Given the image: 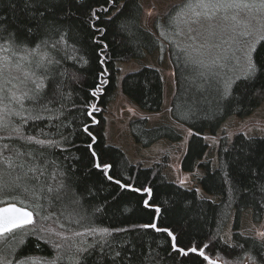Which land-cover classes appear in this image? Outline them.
Returning a JSON list of instances; mask_svg holds the SVG:
<instances>
[{"label":"trees","instance_id":"trees-1","mask_svg":"<svg viewBox=\"0 0 264 264\" xmlns=\"http://www.w3.org/2000/svg\"><path fill=\"white\" fill-rule=\"evenodd\" d=\"M54 2L59 3L60 0H54ZM81 3H90L103 19L105 13L102 9L108 8L107 15L115 17L118 9L126 3V0H115V6L108 3V0H81ZM13 4L15 8L12 7ZM186 4H189V0L172 7L164 19L157 18L154 21L157 33L144 27L142 23L144 7L140 0H135L132 13L122 16L119 20H114L111 24H98V27L108 29L102 37L96 34L104 44L108 45L103 52L105 60L103 66L99 63L100 45L94 44L91 39L87 15L76 12V18L65 19L62 14H59L58 22L70 28L78 37L79 43L68 40L64 45L58 46L55 51L42 50L41 55L61 61L63 65L61 70L66 71V80L69 83L66 99L61 104L49 105L51 111L42 113L45 118L51 115L52 121L42 123L29 120L31 127L23 125L21 117L35 115V112L25 111L34 108V105L27 100L23 108L17 107L21 116L13 117V127L20 128L19 135H33L40 139H61L59 135L51 137L45 135L55 133L54 124L59 123L63 128L64 125L71 123L73 118L77 121L71 125L73 128L82 127L84 123H87L95 137V142L78 132L75 144L92 143L100 162L112 164L113 167L107 174L113 175V180H120L122 184L131 183L133 187H151L152 195L123 189L107 181L102 172L93 169L87 175L85 182L95 187L96 195L94 199L92 197L84 199V207L88 209L90 200L96 205L107 202L106 214L94 223L77 224L68 218V212L64 208L67 201H61L56 198L55 193L46 191L48 185L55 188L50 171L41 178V185L37 186L35 196L17 193L11 198L0 197V200L11 199L19 205L23 202L31 210H33L34 201L38 202L41 210L34 212L36 214L35 224L39 230L43 228L46 231L49 221L58 223L60 227L64 225V229L74 232H83L89 227L130 229L128 232L114 233L108 238L116 251L123 249V254L132 250L131 261H125L124 264H176L168 257L170 237L167 233L140 227V225L153 222L156 223L157 228L170 229L177 237L180 247L186 249L197 247L199 250L203 248V245H208L207 248H203L205 257L208 259L200 257L198 253H190L187 258H180V264H211L213 260L223 263L227 260L229 264H264V261L260 259L264 256V251L259 248L260 239L241 232L245 210H252L254 222L259 223L264 220V137L246 136L239 133L233 140H230L224 135L220 140L218 150V166L213 168L211 161L204 160L209 149V144L204 137L206 133L217 135L229 117L249 116L262 105L264 75L255 81H246L245 75H241L239 69L233 64L203 61L183 48L178 41L181 37L178 16L189 8L184 7ZM22 7L23 0H0V15L26 24L29 21ZM126 21L128 27L122 29L121 25ZM167 50L170 52L176 78L171 115L176 122L193 132L189 138L181 168L191 173L199 166L204 171L200 178L201 187L205 192L217 196L218 201L201 197L195 191L196 189L186 188L170 180L165 173L169 166L168 156L161 163L145 167L141 162H131L121 148L107 142L105 114L108 112V105L113 100L117 89L120 73L117 67L118 61L129 62L143 58L147 53L160 51L164 54ZM20 55L27 54L20 53ZM28 59L32 57L29 56ZM24 67L26 72L36 71L37 76L42 74L41 70H35L26 62ZM105 68L106 72L103 76L105 83L101 86V91L93 97L91 92L95 91V86L100 79L99 74ZM73 73L80 77L78 82H71ZM23 87L24 92L32 85L28 83L25 87L23 84ZM121 89L141 109L153 113L162 111L165 91L163 77L158 68L144 66L137 71L125 74L121 80ZM228 92L232 95H227ZM72 102L80 111L72 109ZM91 105L95 107L92 108ZM85 107L92 112L91 117L83 115ZM128 127L136 143L145 148L153 146L162 139H168L170 142H179L183 139V135L172 126L150 127L146 117L130 120ZM63 134L68 136L69 132L64 130ZM10 135L15 141V147L20 148L23 141L18 140V134L12 130V127L0 130V137H4L0 143H11L8 139ZM249 138H251L253 147L251 157L253 171L251 172L239 163L241 159L239 146L247 145L250 142ZM61 147H68V145H61ZM64 155L68 153L61 154L57 148L52 150L51 158L60 162ZM72 155L81 157V161L77 162L79 171L76 173L77 179H80L81 171L91 168L92 158L86 147L73 149ZM41 187L44 188L43 191L40 190ZM76 191L80 192L81 189L77 187ZM144 199H148L152 207H145L142 203ZM156 208L160 211L156 212ZM232 218H234L233 244H230L224 240L223 234ZM62 220L65 222L63 223ZM23 229L16 230L18 235L20 233L18 236L19 252L15 255L16 257L17 255L19 257L38 255L44 259H51L56 256L58 248L54 250L55 243L46 241L36 230L34 233L25 234V238H21ZM37 237H40L38 248L36 247ZM79 240L83 248L96 243L99 236L85 234ZM96 247L98 249L99 245L97 244ZM97 254L93 252L88 264H99L96 259ZM68 264H74V262L71 260ZM104 264H110V261L105 259Z\"/></svg>","mask_w":264,"mask_h":264},{"label":"snow or ice","instance_id":"snow-or-ice-1","mask_svg":"<svg viewBox=\"0 0 264 264\" xmlns=\"http://www.w3.org/2000/svg\"><path fill=\"white\" fill-rule=\"evenodd\" d=\"M112 6H115V0H108ZM135 6V0H126V3L118 9V14L113 17L107 15L109 9L104 8L102 11L105 17L102 19L97 13V9L91 7V4L81 3V0H60L55 3L54 0H23L22 11L28 17V23L21 24L14 19H9L0 15V130H7L12 127V130L18 134V140L23 141L20 148L15 147V141L12 136L8 137L11 143H0V197H13L17 193L36 195L37 186L41 185V178L46 176V172L50 171L51 180L55 182V188L51 185L46 186L48 193H55L56 198L61 201H67L64 204L65 210L68 212V218L77 224L84 222L94 223L95 220L102 218L106 214V201L96 205L89 201L88 209L84 207V199L88 197L95 198L96 190L94 186L87 184L86 177L93 169L99 170L104 174L107 181L119 185L123 189H128L136 193L152 195L153 189L151 187H133L131 183L122 184L120 180H113V175H108V171L112 169V164L101 163L92 143L84 145H76L75 137L77 133H82L95 142V137L89 130V125L84 123L82 127L73 128L71 125L77 123L75 118L68 125L63 128L59 123L54 124L55 133L45 134L48 137L59 135L61 139L44 138L40 139L33 135H19L20 128L13 127V117H20L21 114L17 111V107L23 108L25 100L29 101L34 108L31 111L35 115L28 117H21L23 125H28L29 120L52 121L53 117L49 115L47 118L42 115L44 112H50L49 105L61 104L65 101L69 87L66 80L67 73L62 71L63 65L59 59L51 58L46 55H41V51H55L58 46L64 45L68 40H74L79 43L78 37L72 32L70 28H66L63 24L58 22V15L62 14L65 19L76 18V12H81L87 15L88 28L91 30V39L94 44L100 45L98 55L101 57L99 63L101 66L105 64L103 52L108 47L104 44L96 34L100 37L104 36L108 31L105 27H98V24H111L114 20H119L122 16L132 13ZM193 5L186 4L184 7H192ZM196 7L223 10L227 12L229 9H248L259 8L264 10V0H198ZM15 8V4L12 5ZM181 7V6H176ZM75 9V11H73ZM209 13H205L208 15ZM200 14L197 13V16ZM235 19V17H233ZM128 22L121 25V28H127ZM30 45L32 47H30ZM26 53L27 55H20ZM31 56L32 59H28ZM244 57L246 59V81H255L261 75H264V35L258 37L257 42L246 43L244 49ZM25 62L31 65L35 70H41L42 74L37 76L36 71H27L25 76L28 78L24 83L25 87L30 83L32 87L21 94H17L13 89L18 87L13 85L8 87L11 82L6 80L5 73L8 72L14 65L17 69L24 67ZM87 63V61H85ZM104 72L99 74V83L95 86V91L91 95L95 97L100 91L101 86L105 83L103 80ZM80 77L73 73L71 75V82H78ZM227 95H232L228 92ZM67 99H71L67 97ZM92 108L95 105H91ZM72 109L80 111L72 102ZM83 115L87 117L92 116V112L85 107ZM95 122V121H94ZM69 132L68 136L63 134V131ZM4 137H0L3 141ZM247 145L239 146V153L241 159L239 163L246 167L249 172L253 171L252 162V141L249 138ZM61 145H68V147H61ZM79 147H86L92 158L91 168L87 171H81V178L77 179L76 173L77 162L81 161L78 155H72V150ZM235 147V146H234ZM21 148L23 150H21ZM59 149L61 154L67 152L68 155L63 156V160L58 162L52 159V150ZM9 153V154H6ZM27 157V159H25ZM183 183V182H181ZM81 189L80 192L76 188ZM44 190L43 187L40 188ZM195 191H199L198 189ZM38 199V197H37ZM145 207H152L148 199L142 201ZM0 237H5L8 234H14L16 230H22L25 226L33 225V211L41 210V205L34 201L33 211L28 210V205L21 202V206H17L11 199L0 200ZM160 209L156 208V212ZM64 227V225H61ZM144 229H153L156 232H165L170 237L168 253L169 259H172L176 264H180V258H187L189 254L198 253L200 257H205L203 248L208 245H203V248L197 247H180L177 237L172 234L168 228H157L155 222L140 225ZM130 229L126 228H108V227H89L85 228L83 232H74V236H83L85 234L98 235L99 240L94 244H89L87 247L77 246L76 251L79 255L70 257L74 264H88V260L93 256V252H97L96 259L99 264H104L105 259L110 261V264H124L125 261H131V251L123 253L116 251L114 246L109 242V237L114 233L128 232ZM57 235H63L57 233ZM260 236L259 248L264 251V232L258 233ZM66 238V237H65ZM39 239L37 237L36 247H39ZM255 243V242H254ZM99 245L97 249L96 245ZM59 248L60 245H54ZM240 247V245H237ZM175 254V255H173ZM57 257L52 261H42L40 264H57ZM264 261V256L260 257ZM5 264H12V262H5ZM14 264H28L27 260H22L17 255ZM211 264H218L217 261H211ZM224 264H229L227 260Z\"/></svg>","mask_w":264,"mask_h":264},{"label":"rangeland","instance_id":"rangeland-1","mask_svg":"<svg viewBox=\"0 0 264 264\" xmlns=\"http://www.w3.org/2000/svg\"><path fill=\"white\" fill-rule=\"evenodd\" d=\"M140 1L144 7L142 21L144 27L157 33L154 21L157 18L164 19L172 7L182 4L187 0ZM197 3L198 0H189V4L193 6L181 12L178 16L181 30V37L178 41L181 46L200 60L207 62L217 61L219 64L230 63L229 65L233 64L239 69L241 75H246L244 49L246 43L257 42L258 37L264 35V10L248 8L229 9L227 12H224L223 10L196 7ZM206 12L209 14L205 15ZM197 13L200 15L197 16ZM144 66L158 68L163 77L165 102L162 111L159 113L141 109L121 89L123 76L129 72L137 71ZM117 67L120 70L117 89L113 100L108 105V112L105 114L107 120L105 129L107 142L121 148L131 162H141L145 167L161 163L168 156L169 166L166 168L165 173L170 180L186 188L198 189L201 197L218 201L219 198L217 196L205 192L201 187L200 178L203 176L204 171L199 166L191 173L185 172L181 168V162L185 155L182 154L185 150L187 151L188 141L193 132L176 122L171 115V103L176 90V78L169 50L164 54L160 51H155L152 54L147 53L145 57L133 59L129 62L118 61ZM25 72V67L17 69L13 65L5 73L6 80L11 82L8 84V87H12L13 85L18 86L13 89L18 95L23 93L24 90V83L21 82L28 79L25 76ZM141 117L148 119L150 127L160 125L174 127L183 135V139L179 142H170L168 139H162L151 147H143L136 143L128 127L130 120ZM239 133H243L246 136L264 137V102L249 116L243 118L238 116L229 117L223 123L217 135L206 133L204 137L209 144V149L204 160L211 161L213 168H216L219 163L218 150L221 138L226 135L230 140H233ZM233 223L234 218L231 219L223 234L224 240L230 244H233ZM36 225L34 223L33 225L24 227L21 238H25V234L34 233L36 230L46 241L60 245L57 254L51 259H44L38 255L19 257L20 259L27 260L28 264H40L42 261H52L59 257L57 264H68L71 261L70 257L78 255L76 248L77 246L82 248L80 245L81 240H79L81 236H74V231H68L64 227L61 228L56 222L49 221L46 231L43 228L39 230ZM241 232L245 235L261 239L258 233L264 232V220L259 223L254 222L252 210H245L242 217ZM57 233H62L63 235H57ZM18 236H20V233L18 235L16 231L14 234L0 237V264H5L6 261L14 264L16 261L17 257L15 255L19 252Z\"/></svg>","mask_w":264,"mask_h":264},{"label":"water","instance_id":"water-1","mask_svg":"<svg viewBox=\"0 0 264 264\" xmlns=\"http://www.w3.org/2000/svg\"><path fill=\"white\" fill-rule=\"evenodd\" d=\"M17 204V203H16ZM2 206H4V205H2ZM2 206H0V207H2ZM17 206L19 207V206H21V205H19V204H17ZM28 210H30V211H33V210H31L30 208H28ZM33 218H34V223H35V221H36V214H35V212L33 211ZM26 227V226H25ZM219 264H224L223 262H221V261H217ZM246 264H250V263H246Z\"/></svg>","mask_w":264,"mask_h":264},{"label":"crops","instance_id":"crops-1","mask_svg":"<svg viewBox=\"0 0 264 264\" xmlns=\"http://www.w3.org/2000/svg\"><path fill=\"white\" fill-rule=\"evenodd\" d=\"M159 113V112H158ZM185 152H186V150L183 152V154L182 155H184L185 154ZM183 157V156H182Z\"/></svg>","mask_w":264,"mask_h":264}]
</instances>
